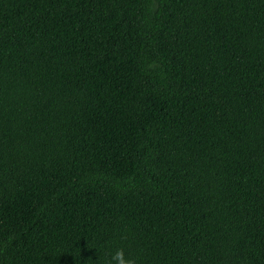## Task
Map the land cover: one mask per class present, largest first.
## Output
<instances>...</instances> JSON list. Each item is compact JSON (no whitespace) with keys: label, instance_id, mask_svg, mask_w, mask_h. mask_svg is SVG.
I'll use <instances>...</instances> for the list:
<instances>
[{"label":"trees","instance_id":"trees-1","mask_svg":"<svg viewBox=\"0 0 264 264\" xmlns=\"http://www.w3.org/2000/svg\"><path fill=\"white\" fill-rule=\"evenodd\" d=\"M120 248L264 264V0H0V264Z\"/></svg>","mask_w":264,"mask_h":264},{"label":"clouds","instance_id":"clouds-1","mask_svg":"<svg viewBox=\"0 0 264 264\" xmlns=\"http://www.w3.org/2000/svg\"><path fill=\"white\" fill-rule=\"evenodd\" d=\"M113 261L115 262V264H137V261L135 258L125 257L123 248H120L115 252V254L111 257L109 264H112Z\"/></svg>","mask_w":264,"mask_h":264}]
</instances>
